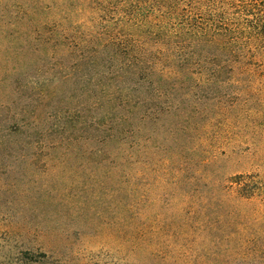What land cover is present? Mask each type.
Masks as SVG:
<instances>
[{
  "label": "rangeland",
  "instance_id": "obj_1",
  "mask_svg": "<svg viewBox=\"0 0 264 264\" xmlns=\"http://www.w3.org/2000/svg\"><path fill=\"white\" fill-rule=\"evenodd\" d=\"M34 1L0 0L9 37ZM124 1L44 0L101 25ZM255 59L225 81L165 86L150 108L149 167L134 179L121 176L104 132L92 152L71 140L23 142L13 116L35 98H0L12 109L0 116V264H264V57ZM241 174L262 192L240 195L230 181Z\"/></svg>",
  "mask_w": 264,
  "mask_h": 264
},
{
  "label": "trees",
  "instance_id": "obj_2",
  "mask_svg": "<svg viewBox=\"0 0 264 264\" xmlns=\"http://www.w3.org/2000/svg\"><path fill=\"white\" fill-rule=\"evenodd\" d=\"M154 2L125 0L119 16L101 25L95 18L74 21L76 11L56 5L51 11L36 0L19 22L23 30L12 37L5 28L9 7L0 4V98H35L18 110L20 118L13 116L11 131L21 133L25 143L71 140L88 149L104 132L110 154L109 146L116 145L121 176L134 179L149 167L150 108L157 97L161 105L165 86L225 81L230 72L248 71L257 56L264 57V0ZM30 64L37 77L25 71ZM6 111L12 113L10 103L1 102L2 118ZM247 177L236 175L230 182L245 197L262 192Z\"/></svg>",
  "mask_w": 264,
  "mask_h": 264
}]
</instances>
